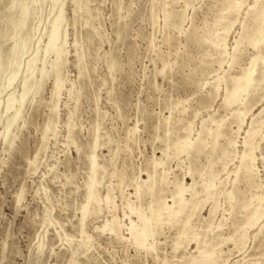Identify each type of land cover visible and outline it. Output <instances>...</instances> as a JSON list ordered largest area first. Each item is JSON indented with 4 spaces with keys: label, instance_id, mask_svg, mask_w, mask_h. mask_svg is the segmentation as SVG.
<instances>
[{
    "label": "rangeland",
    "instance_id": "obj_1",
    "mask_svg": "<svg viewBox=\"0 0 264 264\" xmlns=\"http://www.w3.org/2000/svg\"><path fill=\"white\" fill-rule=\"evenodd\" d=\"M13 1L0 0V54L8 60L12 57H7L6 53L16 32L10 28L7 13ZM59 1L64 3L65 14L59 41L67 52L57 70V74L65 79L62 80L63 86L56 87V72L53 70L36 88L32 85L20 107L17 121L10 127L9 138L5 140L2 130L8 113L2 110V106L10 93L19 95L23 64L37 47L40 52L37 66L50 69L49 64L55 58L54 52L44 55L43 51L46 28L50 26ZM253 2L58 0L54 5L52 0L40 1V11L28 20L35 34L29 52L20 59L19 76L3 87L1 83H6L10 66L4 65L0 69V264H187L188 258L198 253L194 233H199L201 240L204 237L201 232L210 225L213 232L210 231L208 236L215 237L211 242L222 239V246L221 243L215 245L218 254L219 249L224 252V258L220 257L222 264L264 263V217L257 224L247 226L246 231L242 230L249 211L257 202L254 194L264 192V123L258 124L264 122V70L260 60L256 61L259 69L254 72L256 87H252L248 95L242 94L238 103L227 106L224 101L226 90L233 84L231 77L251 67L254 54L264 53V35L262 43H257L258 47L249 41L257 24L255 17L247 13ZM258 3L263 7L264 0ZM17 13L13 15L15 21L19 19ZM261 23L264 34V18ZM224 37L226 41L222 43ZM236 39L239 43L235 57L232 53ZM223 44L227 49V54H222L224 56L221 55ZM34 74L40 78L37 70ZM214 78L220 82L218 91ZM55 103L57 109L53 107ZM236 108L245 112L241 125ZM251 119H258L256 127L262 126L260 135L258 133L254 138L256 171L250 177L239 174L235 178L238 156L244 149L245 129ZM215 124H219L220 131L217 143L212 138ZM205 125L207 128H202ZM186 133H189L192 145L190 150L183 147L178 153L173 144L176 139L181 141ZM223 149L227 152L224 153ZM163 150L165 154H162ZM93 151L98 165L91 175ZM157 156H162L163 162L156 167V175L164 170L169 182L157 183L151 193L141 182L147 178V172L154 173L153 161ZM224 163H227L225 170ZM204 174L207 179L214 177L215 188L220 192H212L211 199L205 192L196 196L198 200L205 198L206 202H200L193 211L191 224L186 228L192 230L191 233L180 234L179 231L183 219L191 213L187 205L175 220L164 218L145 245L139 244L127 227L131 223L138 224L139 219L126 207V201L149 212V206L157 197L171 198L175 179H185L189 184L195 179L194 187L199 191L207 180ZM90 180L97 187L100 204L90 200L87 214L81 221ZM137 183L145 188L141 194L144 198L135 195ZM108 190L114 205L106 204L104 196ZM230 191L231 196L228 195ZM20 192L22 197L18 200ZM191 192L187 191V199H190ZM214 202L218 206L216 215H209ZM113 214H117L120 223L118 232L110 230ZM218 222L221 231L215 226ZM233 231L235 233L231 236ZM213 233H218V238ZM242 233L245 245L241 251L234 244ZM230 236V241L226 242L229 239L225 237ZM153 239V247H149ZM174 243L179 244L177 249H174Z\"/></svg>",
    "mask_w": 264,
    "mask_h": 264
},
{
    "label": "bare ground",
    "instance_id": "obj_2",
    "mask_svg": "<svg viewBox=\"0 0 264 264\" xmlns=\"http://www.w3.org/2000/svg\"><path fill=\"white\" fill-rule=\"evenodd\" d=\"M40 1L41 0H14L11 4H10V6H9V8H8V15L10 16V18H9V23H11V26H10V28H12L13 29V31H16L14 34H13V36H12V38H13V44L10 46V48H8V52L6 53L8 56L7 57H12V59L10 58L9 60L8 59H6L5 57H3V55L2 54H0V69L2 68V66H6L7 67V65L8 66H10L9 68H10V71H9V74H8V76H7V79H6V83H1V85H3V87H7V86H9L11 83H13V81H14V79L17 77V75H18V72H19V70L21 69V63H20V59H21V57L22 56H24L27 52H29V49L31 48L30 47V41H32L31 40V38L33 37V35L35 34L34 33V27L32 26V27H30L29 26V22H28V20H29V18L30 17H33L34 15H36V14H38V11H40L39 10V8L41 7V4H40ZM58 0H52V2L54 3V5H55V3L57 2ZM80 1V0H79ZM255 1V3L253 4V5H250V7L248 8V11H247V13L248 14H250V15H253V17H255V20L254 21H257V24H256V26H255V29H253V31H254V33L252 34V36L250 35L249 37V41H250V43H252L253 45H256L257 46V43H259L260 41H261V43H262V39H263V30H262V23H261V20L264 18V11H263V9H264V5H263V7H261L260 5H261V3H258L259 2V0H254ZM77 2V1H76ZM75 3V2H74ZM63 1L62 2H60L59 1V3L57 4L58 6L56 7L57 8V11L55 12V14H54V16L51 18V20H50V26L48 27V28H46V36H47V40H46V42H45V44H44V51H43V53H44V55H47V54H49L50 52H54L55 54V58L50 62V69H46L45 68V66H41V67H39V66H37V62H38V60L40 59V55H39V50H38V48L39 47H37V49H36V51H33V53H32V56H31V58H29L26 62H25V64H23V80H22V83H21V90H20V92H19V95L18 96H15V93H10L8 96H7V98H6V100H5V103L3 104V106H2V110L5 112V113H8V118H7V122H6V124H5V126H4V130H2V135H4L3 137H4V139L5 140H8V135H9V132H10V127H11V125L13 126V123L15 122V121H17V118L19 117V115H20V107H21V105L23 106V102H24V100H25V98H26V96L28 95V93L31 91V89H32V85H33V88H34V86H35V88L37 87V85H38V83L41 81V80H43L42 78H44V76H46L49 72H50V70H53V71H55L56 72V76H55V85H56V87L57 88H59V87H61V86H63L62 84V78L59 76V74H57V70L59 69V66H60V64L61 63H63V59H64V55H65V53H67V52H65V49L61 46V43H60V41H59V38H60V35H61V32H60V29H61V23H64V22H62V21H64V16H65V14H64V6H63ZM237 6V8L239 7L238 5H236ZM241 6V5H240ZM261 7V8H260ZM164 8V7H163ZM233 8V7H232ZM240 8V7H239ZM260 8V9H259ZM230 10V9H229ZM229 10H228V12H229ZM232 10V9H231ZM233 10H234V8H233ZM16 12H18L17 14H19V19L17 20V21H15L14 19H13V15L16 13ZM226 13V12H225ZM170 14V13H169ZM230 15V14H229ZM8 16V17H9ZM17 17V16H16ZM237 18V17H236ZM8 21V20H7ZM167 21V20H166ZM182 21V20H181ZM184 22V21H183ZM232 22H233V20H232ZM167 23H169V22H167ZM173 23V22H172ZM63 25V24H62ZM175 25V24H174ZM233 25V24H232ZM255 25V24H254ZM7 26H8V24H7ZM38 26H39V24H38ZM177 26V25H176ZM173 27H175V26H173ZM7 28V27H6ZM39 28V27H38ZM63 28V27H62ZM180 29H181V27H179ZM45 30V29H44ZM244 30V29H243ZM12 31V30H11ZM19 31H21V33L19 32ZM9 33V32H8ZM64 33V32H63ZM62 33V34H63ZM3 36V35H2ZM6 36V35H5ZM180 36V35H179ZM229 36V35H228ZM41 37V36H40ZM39 37V38H40ZM218 39V38H217ZM222 39V43H225V37L224 38H221ZM40 41V40H39ZM64 41V40H63ZM214 41V40H213ZM33 42V41H32ZM218 42H219V40H218ZM218 42H215L214 44H216V45H219V43ZM37 43V42H36ZM221 43V44H222ZM238 43H239V40H237L236 39V41H235V45H234V47H233V56H235V54H236V49H237V46H238ZM260 44V43H259ZM258 44V45H259ZM39 46H41V45H39ZM215 46V45H214ZM221 46V45H220ZM258 47V46H257ZM215 48H217V47H215ZM222 49H221V55L222 54H227V49H226V45L225 44H223V46L221 47ZM218 49H219V47H218ZM67 51V50H66ZM217 51V50H216ZM5 55V54H4ZM31 55V54H30ZM42 55V54H41ZM220 56V55H219ZM222 56H224V55H222ZM30 57V56H29ZM225 57H227V56H225ZM231 57V56H230ZM236 57V56H235ZM4 58L6 59V60H4ZM220 58V57H219ZM222 58V57H221ZM43 59V58H42ZM219 60V59H218ZM258 60H260V62H261V68L264 70V53L262 54V52L261 53H258V54H254V56L251 58V61H250V63H251V67H249L247 70H245V71H243L241 74H236V75H233V74H230V76L231 75H233L232 77H231V79H230V81H233V84H232V87L229 89V90H226V93H225V96H224V101H225V104L227 103V106H228V104H233V103H238V101H240L242 98V94H244V93H246L247 95H248V93H249V91H250V89L252 88V87H254L255 86V77H254V72L256 71V69H259L258 68V66H256L257 64H256V61H258ZM47 61V60H46ZM230 61V60H229ZM235 61V60H234ZM43 62H45L44 61V59H43ZM42 63V62H41ZM222 63V60L220 61V64ZM45 64V63H44ZM219 64V65H220ZM218 65V66H219ZM4 66V67H5ZM260 66V65H259ZM164 67V66H163ZM221 67V66H220ZM8 68V67H7ZM247 68V67H246ZM262 69H260V70H262ZM5 70H6V68H5ZM38 71L39 72V74H40V78H36L35 77V71ZM262 70V71H263ZM21 71V70H20ZM217 71V70H216ZM7 71H5V73H6ZM264 72V71H263ZM224 73V72H223ZM240 73V72H239ZM261 73V72H260ZM5 75V74H4ZM19 76V75H18ZM218 77V76H217ZM216 77V78H217ZM2 78H4V76L2 77ZM230 78V77H229ZM215 79V78H214ZM221 79V78H220ZM65 80V79H64ZM63 80V81H64ZM263 80V79H262ZM213 81V80H212ZM225 81V80H224ZM227 81V80H226ZM225 81V82H226ZM261 81V80H260ZM260 81H259V83H260ZM263 82V81H262ZM261 82V83H262ZM213 83V82H212ZM220 82H219V79H215V81H214V86H215V90H219V84ZM40 84V83H39ZM258 84V83H257ZM225 85H226V83H225ZM224 85V86H225ZM260 86V85H259ZM2 87V86H1ZM256 87V86H255ZM261 87V86H260ZM56 88V89H57ZM39 89V88H38ZM210 89H212V88H210ZM263 89V88H262ZM0 91H1V89H0ZM210 91V90H209ZM208 91V92H209ZM216 91V92H217ZM70 92V91H69ZM252 92V91H251ZM213 93H214V91H213ZM224 94V93H223ZM57 95V94H56ZM59 95V94H58ZM214 95V94H213ZM212 95V96H213ZM219 95V94H218ZM217 96V95H216ZM32 98V97H31ZM245 98V97H244ZM243 102H244V99H243ZM17 103V104H16ZM25 103V102H24ZM241 103V102H240ZM244 105V104H243ZM53 107L55 108V109H57V103H55L54 105H53ZM251 108V107H250ZM263 109H264V107H262ZM22 109V108H21ZM243 109V108H242ZM236 110H237V112H238V115H237V117H238V122H239V124L240 123H242L243 122V118H242V115H245V112H243V111H241L240 110V108H236ZM260 110H262V109H260ZM263 111V110H262ZM4 113V114H5ZM234 113V112H233ZM264 113V112H263ZM264 115V114H263ZM262 115V116H263ZM193 118V117H192ZM210 118H211V116H210ZM235 119V118H234ZM264 119V118H263ZM192 120V119H191ZM190 120V121H191ZM262 120V119H261ZM210 121V120H209ZM211 121H213V118H211ZM234 121V120H233ZM237 121V120H236ZM205 122V121H204ZM216 122V121H215ZM214 122V123H215ZM258 122V119L256 120V119H251V121L249 122V126H248V128L247 129H245V133L246 134H244V138H243V144H244V149L240 152V154H239V156H238V158H239V164L237 165V168H236V170H234L235 171V178H237L238 176H239V174H242V176L243 177H250L251 176V174H254L255 173V171H256V168H255V161H256V155L254 154V149L257 147V146H255V143H254V138H255V136L256 135H258V133L260 132V127H262V126H260V127H256V123ZM190 123V122H189ZM213 123V122H212ZM261 123L263 124L264 122L263 121H259V123L258 124H260L261 125ZM186 124H188V123H186ZM189 125H191V123L189 124ZM188 125V126H189ZM211 125V124H210ZM221 125V124H220ZM237 126H238V128H240L241 126V124L240 125H238V124H236ZM207 126H209V125H207ZM237 126H236V129H237ZM186 127V126H185ZM184 127V128H185ZM190 127V126H189ZM215 130L213 131V137L212 138H214V143L216 142L217 143V138H218V140H219V135H220V131L218 130V127H219V124H217V126H216V124H215ZM50 128V127H49ZM131 128H133V127H131ZM183 128V127H182ZM202 128H207L206 127V125L204 126V127H202ZM211 128V127H210ZM188 129V128H187ZM190 129V128H189ZM242 129V128H241ZM210 129H208V131H209ZM221 130V129H220ZM233 130V129H232ZM70 131V130H69ZM168 131V130H167ZM188 131V130H187ZM262 131V130H261ZM184 132H186V131H184ZM191 132H192V130H191ZM191 132H190V134H191ZM200 132V131H199ZM198 132V133H199ZM202 132V131H201ZM206 132V131H205ZM222 132V131H221ZM234 132H239V131H237V130H235ZM204 133V132H203ZM210 133V132H209ZM261 133V132H260ZM260 133H259V135H260ZM130 134V133H129ZM236 134V133H235ZM238 134V133H237ZM70 135V134H69ZM97 135V134H96ZM184 135V134H183ZM190 136H192V135H190ZM204 136V135H203ZM237 136V135H236ZM262 136H263V134H262ZM96 137V136H95ZM98 137V136H97ZM128 137V136H127ZM207 137H208V135H207ZM207 137H205V138H207ZM221 137V136H220ZM261 137V136H260ZM179 138V137H178ZM195 138H197V136L195 137ZM13 139V138H12ZM69 139V138H68ZM210 139V138H209ZM230 140H232L231 138H229ZM96 141H98L97 140V138L95 139ZM194 140V139H193ZM207 140V139H206ZM213 140V139H212ZM96 141H94V142H96ZM130 141V140H129ZM176 141H177V139H176ZM175 141V143L173 144V149L175 148V150H176V152H178V151H181L180 150V148L182 149L183 147L185 148V150L186 149H188L189 148V150H190V145H192V144H190V142H191V140L189 139V133H186L183 137H182V140L180 141H177L176 142ZM195 141V140H194ZM199 141V140H198ZM201 141V140H200ZM202 142V141H201ZM236 142V141H235ZM258 142V141H257ZM259 142H260V140H259ZM205 143V142H204ZM227 143V142H226ZM233 144H234V141L232 142ZM96 144V143H95ZM206 144V143H205ZM236 144V143H235ZM10 145V144H9ZM92 145V144H91ZM203 145V144H202ZM207 145H208V143H207ZM213 145V144H212ZM229 145H231L230 143H229ZM96 147H97V145H95ZM167 146V145H166ZM170 146V145H169ZM198 146V145H197ZM200 146V145H199ZM217 146V145H216ZM227 146H228V144H227ZM92 147V146H91ZM223 147V146H222ZM230 147V146H229ZM228 147V149H230ZM191 148H192V146H191ZM200 148H201V146H200ZM212 149H213V146L211 147ZM216 148V147H215ZM218 148V147H217ZM226 148V147H225ZM161 149H163V148H161ZM166 149V148H165ZM259 149V148H258ZM183 150V149H182ZM184 150V151H185ZM194 150H196V149H194ZM198 150V149H197ZM224 150V149H223ZM236 150V149H235ZM94 151H95V149H94ZM94 151H93V153L91 154V156H90V163H91V175H93L94 173H95V171H96V167H97V165H98V163H97V160H96V153H94ZM188 151V150H187ZM219 151V150H218ZM234 151V150H233ZM175 152V153H176ZM227 152V150H224V153H226ZM235 152V151H234ZM233 152V153H234ZM161 153V152H160ZM166 153V151L165 150H163V153L162 154H165ZM179 153V152H178ZM192 153V152H191ZM196 153V152H195ZM223 153V152H222ZM221 153V154H222ZM237 153V152H236ZM264 153V152H263ZM186 154H188V153H186ZM197 154V153H196ZM196 154H195V156H196ZM229 154H230V151H229ZM235 154V153H234ZM173 155V154H172ZM224 155V154H223ZM231 155V154H230ZM230 155H229V157H230ZM188 156V155H187ZM191 156H192V154H191ZM194 156V155H193ZM198 156V155H197ZM196 156V157H197ZM220 156V155H219ZM234 156V155H233ZM166 157V156H165ZM168 157H170V156H168ZM179 157V156H178ZM177 157V158H178ZM189 157V156H188ZM217 157V156H216ZM227 157V156H226ZM235 157V156H234ZM262 157V156H261ZM193 158H195V157H193ZM218 158V157H217ZM217 158H215V159H217ZM225 158V157H224ZM237 158V157H236ZM166 159L167 158H165V161H166ZM168 159H171V158H168ZM189 159V158H188ZM219 159V158H218ZM221 159V158H220ZM232 159V158H231ZM210 160H211V158H210ZM221 160H223V159H221ZM168 161V160H167ZM217 161V160H216ZM154 173H150L151 171H149V172H147V178H145L144 177V180L140 177V179H142V182L141 183H144L145 185H146V188L148 189V190H150V192L152 193L153 192V190L155 189V187H156V185H157V183L158 184H161V183H164V182H169V181H167V176H166V173H165V171L164 170H162V174H160V175H156V167L158 166H160L161 164H162V162H163V160H162V156H157V157H155L154 158ZM193 162V160L191 161V163ZM196 162V161H195ZM178 163V162H177ZM189 163V162H188ZM165 164V163H164ZM163 164V165H164ZM190 164V163H189ZM189 164H187V165H189ZM197 164V163H196ZM212 164H213V162H212ZM225 164V163H224ZM227 164V163H226ZM226 164L225 165H223V169L225 170V167H226ZM163 165H162V167H163ZM178 165V164H177ZM190 165H192V164H190ZM220 165V164H219ZM166 166V165H165ZM193 166V165H192ZM195 166V165H194ZM199 166V165H198ZM190 167V166H189ZM196 167V166H195ZM228 167V166H227ZM100 168V167H99ZM102 168H103V166H102ZM194 168V167H193ZM160 169V168H159ZM163 169V168H162ZM199 169V168H198ZM218 169V168H217ZM221 169V168H220ZM102 170V169H101ZM158 170V169H157ZM192 170V168L190 167L189 168V171H191ZM196 170V169H195ZM194 170V171H195ZM203 170V169H202ZM205 170H207L206 168H205ZM214 170V169H213ZM223 170V171H224ZM100 171V170H99ZM161 171V170H160ZM169 171V170H168ZM208 171V170H207ZM210 171V170H209ZM199 172V171H198ZM226 172V171H225ZM90 173V172H89ZM159 173V172H158ZM187 173H189V172H187ZM191 173H193V172H191ZM207 173V172H206ZM224 173V172H223ZM257 173V172H256ZM201 174V173H200ZM101 175V174H100ZM205 175V174H204ZM210 175V174H209ZM208 175V176H209ZM215 175V174H214ZM213 175V176H214ZM217 175V174H216ZM219 175H221V172H220V174ZM99 176V175H98ZM189 176H190V173H189ZM212 176V177H213ZM227 176V175H226ZM226 176H225V178H226ZM100 177V176H99ZM183 177V176H182ZM204 177V176H203ZM195 178V177H194ZM205 178H206V175H205ZM216 178V177H215ZM223 178V177H222ZM252 178H253V176H252ZM123 179V178H122ZM132 179H133V177H132ZM175 178H173L172 180H174ZM207 179V178H206ZM251 179V178H250ZM89 180V179H88ZM217 180V179H216ZM91 181V180H90ZM101 181V180H100ZM138 181V180H137ZM193 182L192 183H187V181L185 180V179H175L174 181H173V189L171 190V198L169 199V200H167V198H162V197H157L156 199H154L153 201H152V204L149 206V212H146V211H144V210H140L139 209V207L138 208H136L130 201H126V207H128V209L130 210V212L131 213H133V212H135L136 214H137V216H138V219H139V222H138V224H135V225H133L132 223L129 225V226H127L128 227V229H129V231H130V233H131V235L134 237V238H136V240L138 241V243L139 244H142V245H145V242L147 241V239L150 237V236H154V234L156 233V231H158L156 228H158L157 226H159L160 225V223H161V221L164 219V218H166L167 219V221H168V219H172V218H174V220L180 215V213L183 211V209L188 205L190 208H191V213L189 212V214H187V216H186V218L185 219H183V221H182V230H179L180 231V234H183V233H185V231H188V230H186V228L191 224L190 223V220H191V218H192V215H194L193 214V211L195 212V209H196V207H197V205L200 203V202H204L206 199L205 198H203V199H197V195L199 194V193H201V195H202V192H205L206 193V196L207 197H209V195H212L213 193L214 194H218L220 191H218L216 188H215V184H214V177L213 178H210L209 177V179H207V180H205L203 183H202V189L201 190H197V189H195V187H194V185L196 184V182H195V179H193L192 180ZM203 181V180H202ZM220 181V180H219ZM222 181H223V179H222ZM227 181H228V179H227ZM254 181V180H253ZM225 182V181H224ZM133 183V182H132ZM135 183V182H134ZM198 183V182H197ZM97 184V183H96ZM165 184V183H164ZM217 184H218V182H217ZM98 185V184H97ZM135 185V184H134ZM167 185H170V184H167ZM167 185H165V187L167 186ZM254 185H256L255 183H254ZM87 186V185H86ZM119 186V185H118ZM124 186H125V184H124ZM130 186V185H129ZM158 186H160V185H158ZM162 186V185H161ZM123 187V186H122ZM198 187H201V185L200 186H198ZM254 187V186H253ZM97 187H95V183L93 182V181H91L90 183L88 182V195H87V203L83 206V212H82V220L81 221H83L84 220V218H85V216H86V214H87V208H88V204H89V202H90V200H94V201H96L97 203H99L98 201H99V197L97 196V189H96ZM168 188V187H167ZM226 188V187H225ZM108 189V188H107ZM111 189V188H110ZM135 195H136V197H138V198H140L139 196H141V194L144 192V187H143V185H141V184H139L138 185V183L136 184V186H135ZM171 189V188H170ZM157 190H158V188H157ZM169 190V189H168ZM188 190H192V192L190 193L191 195V197H189L190 199H187L186 198V193H187V191ZM234 190V189H233ZM147 191V190H146ZM159 191V190H158ZM160 192V191H159ZM213 192V193H212ZM106 194H105V196H104V199H105V201H106V204L108 205V204H110V203H112L111 205H114L113 204V199L111 198V195H110V192H109V190L107 191V192H105ZM232 192L230 191V192H228V195L229 196H231L230 194H231ZM258 193V192H257ZM144 194V193H143ZM147 194V193H146ZM145 194V195H146ZM156 194V193H155ZM188 194V193H187ZM204 194V193H203ZM222 194H223V192H222ZM126 195V194H125ZM134 195V194H133ZM149 195V194H148ZM157 195V194H156ZM158 195H159V193H158ZM164 195V194H163ZM170 195V194H169ZM227 195V194H226ZM227 195V196H228ZM144 196V195H143ZM143 196H141V197H143ZM160 196V195H159ZM233 196V195H232ZM22 197V192H20L19 194H18V200H20V198ZM86 197V196H85ZM114 197V196H113ZM156 197V196H155ZM164 197V196H163ZM167 197V196H166ZM200 197V196H199ZM221 197V196H220ZM234 197V196H233ZM253 197H255L256 199H257V202L255 203V204H253V206H252V209L249 211V213H248V215H247V217H246V220H245V222H244V227L242 226V230H244V231H246V227L247 226H253L256 222H259V219L261 218V217H264V192H262V193H259V194H254V196ZM128 198V197H127ZM126 198V199H127ZM144 198V197H143ZM210 198V197H209ZM213 198V197H212ZM219 198V197H218ZM231 198V197H230ZM100 199H102L101 198V196H100ZM137 199V198H136ZM211 199V198H210ZM228 199H229V197H228ZM255 199V200H256ZM121 200H123V199H121ZM207 200H208V198H207ZM239 201H240V199H238ZM218 201V200H217ZM231 201V200H230ZM236 201V200H235ZM253 201V200H252ZM19 202V201H18ZM100 202H102V201H100ZM123 202V201H122ZM206 202V201H205ZM209 202V201H208ZM245 202V201H244ZM150 203V202H149ZM232 203V202H231ZM243 202H241V204H242ZM96 204V203H95ZM100 204V203H99ZM249 204V203H248ZM252 204V203H251ZM106 205V206H107ZM200 205V204H199ZM97 206V205H96ZM100 206V205H99ZM125 206V205H124ZM140 206V205H139ZM231 206V205H230ZM246 206H248V205H245V207ZM91 207V206H90ZM102 207V206H101ZM141 207V206H140ZM147 207V206H146ZM200 207V206H199ZM218 206L216 205V203L214 202V204L211 206V208H210V211H209V215H212V214H215V211H216V208H217ZM92 208V207H91ZM97 208V207H96ZM190 208H188V209H190ZM251 208V207H250ZM93 209V208H92ZM112 209V208H111ZM148 209H146V210H148ZM200 210H201V208H199ZM97 211V210H96ZM112 211H113V209H112ZM116 211V210H115ZM125 211V210H124ZM123 211V212H124ZM187 211V210H186ZM196 211H198V210H196ZM244 211V210H243ZM65 212V211H64ZM184 212V211H183ZM248 212V211H247ZM91 213H93V212H91ZM123 214V213H122ZM198 214V213H197ZM207 214V215H208ZM95 215V214H94ZM196 215V214H195ZM206 215V216H207ZM216 215V214H215ZM124 216H125V213H124ZM246 216V215H245ZM185 217V216H184ZM205 217V216H204ZM208 217V216H207ZM212 217V216H211ZM117 218H118V216H117V214L115 215V214H113L112 215V219H111V226H110V230H112V231H115V232H118L117 230L119 229V227H120V223H119V221L117 220ZM203 218V217H202ZM206 218V217H205ZM223 218V217H222ZM243 217H241V219H242ZM181 220V219H180ZM210 220V219H209ZM223 220H225V219H223ZM213 221H214V219H213ZM170 222H171V220H170ZM181 222V221H180ZM215 222V221H214ZM82 223H84V222H82ZM172 224H173V222H171ZM123 224V223H122ZM121 224V225H122ZM125 224V223H124ZM212 224V223H211ZM239 224V223H238ZM257 224V223H256ZM64 225V224H63ZM82 225V224H81ZM107 225H108V223H107ZM178 225V224H177ZM180 225V224H179ZM206 225V224H205ZM103 226V225H102ZM124 227L126 226V225H123ZM192 226H193V224H192ZM215 226H217V228L219 229L220 228V226H221V223L220 222H218V224L217 225H215ZM238 226H240V225H238ZM262 226V225H261ZM97 227V226H96ZM194 227V226H193ZM192 227V228H193ZM207 227V226H206ZM102 228H104V227H102ZM161 228V227H160ZM190 228V227H189ZM222 228V227H221ZM249 228H251V227H249ZM191 229V228H190ZM205 229V228H204ZM237 229V228H236ZM235 229V230H236ZM220 230V229H219ZM239 230H240V228H239ZM79 231H80V229H79ZM85 230H84V228H82L81 229V232L83 233ZM161 231V230H160ZM190 231V230H189ZM188 231V232H189ZM192 231V230H191ZM191 231H190V233H191ZM193 231L195 232V230L193 229ZM210 231H212V227H211V225L207 228V229H205V231L204 232H201V233H204V237H202V239L200 240L199 238H198V236H199V233H194V235H193V238H195L196 239V242H197V247H196V245H195V247H196V250L195 251H197L198 253L196 254V255H191L190 256V258H188L189 260L187 261V264H222L223 262V260L222 261H220V257L222 256V254L224 253L221 249H219V254H218V252L216 251L217 249V244H220L221 243V246L223 245L222 244V239H220V240H217L215 243H213V242H211V240L213 239V238H215L214 236L212 237H209L208 236V233L210 232ZM215 231H217V230H215ZM221 231V230H220ZM213 232V231H212ZM235 232H238V230L237 231H235ZM234 231H233V234L231 235V236H233L234 235V233H235ZM260 232V231H259ZM258 232V233H259ZM82 233H80V235L82 234ZM120 233V232H119ZM118 233V234H119ZM189 233V234H190ZM221 233V232H220ZM117 234V235H118ZM161 234V233H160ZM214 234V233H213ZM245 234H247V232L245 233ZM257 234V233H256ZM123 235V234H122ZM191 234H190V236H192ZM203 235V234H202ZM212 235V234H211ZM214 235H216V234H214ZM223 235V234H222ZM222 235L220 236V237H222ZM236 235V234H235ZM248 235V234H247ZM82 236V235H81ZM189 236V235H188ZM217 238H218V233H217ZM231 236L230 237H225V239H229V240H225L226 242H228V241H230V239H231ZM84 237V236H83ZM82 237V238H83ZM88 237V236H87ZM123 237H125V236H123ZM128 237H129V235H128ZM255 237V236H254ZM127 238V237H126ZM181 238V237H180ZM180 238H179V240H180ZM187 238V237H186ZM192 238V239H193ZM235 238V237H234ZM234 238H233V241L232 242H234ZM238 240H236L235 241V244H234V246L236 245V248H238V250H241L242 248H244L243 246L245 245L244 244V234L242 233V234H240L238 237ZM84 239H86V238H84ZM88 239H89V237H88ZM133 239V238H132ZM191 239V240H192ZM224 239V238H223ZM245 239H247V237L245 238ZM88 241V240H87ZM177 241V240H176ZM175 241V242H176ZM186 241H187V239H186ZM193 241V240H192ZM213 241H215V239L213 240ZM86 242V241H85ZM135 243V242H134ZM153 243H154V239L151 241V242H149V247H153ZM186 243V242H185ZM188 243V242H187ZM39 245H41V244H39ZM175 245V246H174ZM174 249H177L178 248V246H179V244L178 243H174ZM185 245V244H184ZM215 245H217L216 246V248H215ZM88 246V245H87ZM220 246V247H221ZM40 248H41V246H40ZM147 249V248H146ZM152 249V248H151ZM150 249V250H151ZM229 249V248H228ZM91 250V249H90ZM237 250V249H236ZM242 250H244V249H242ZM241 250V251H242ZM175 251V250H174ZM194 251V252H195ZM225 251V250H224ZM240 251V252H241ZM176 252V251H175ZM226 252V251H225ZM229 252V251H228ZM237 252H239V251H237ZM230 253V252H229ZM182 254H184V253H182ZM195 254V253H194ZM181 257V256H180ZM223 257V256H222ZM224 258V257H223ZM228 259H230V257L228 258ZM227 258H226V260H228ZM236 261V260H235ZM238 261V260H237ZM244 261V260H243ZM226 263V262H225ZM249 264V263H248ZM250 264H256V262H251L250 261ZM262 264H264V263H262Z\"/></svg>",
    "mask_w": 264,
    "mask_h": 264
}]
</instances>
